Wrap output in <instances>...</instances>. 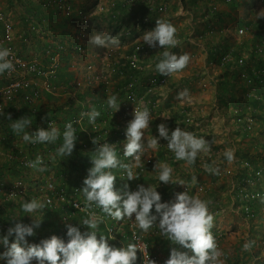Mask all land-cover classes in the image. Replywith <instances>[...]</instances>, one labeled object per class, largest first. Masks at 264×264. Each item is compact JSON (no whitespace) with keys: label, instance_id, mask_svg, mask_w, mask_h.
Here are the masks:
<instances>
[{"label":"rangeland","instance_id":"374dc122","mask_svg":"<svg viewBox=\"0 0 264 264\" xmlns=\"http://www.w3.org/2000/svg\"><path fill=\"white\" fill-rule=\"evenodd\" d=\"M62 1L68 2L69 5L74 9V13L72 16H64V14L56 12L59 10L56 8V5H55L56 2H54V0H0V5L3 6V9L1 10L3 14L0 13L1 14L0 16L3 17V21L4 20L8 21L7 20L8 19V16H7L8 9L9 11L12 10L13 13H15L16 16L18 17H21V15H23V13L25 12L27 14H30L33 17V19L31 20L35 21L36 26H39L40 24L41 27L39 28L42 29V27L45 24L46 26L53 27V23H51V20L54 21L55 23V21L59 20L58 16H64L68 18L69 21H72V22L74 21L72 20L73 18L74 19L79 18L78 20L81 23L82 21L78 15V11L79 10L84 11V13H86V18H85L86 23L82 22L83 25H88L89 27L86 26L88 28L93 26L95 27L97 31H99V34H110L113 37H116L120 40L119 46H109L107 47V49H110V48L114 49L116 47H120L123 50H131L135 47L136 42L140 41L141 44L144 45L145 50L149 51L148 56L144 59V62L147 63V64L145 63V65L148 68H150L148 64L149 62L151 65V68H153V71L155 70V65L159 62L160 59H162V54L164 51H171L177 55H180V54L189 55V53H186V50L190 47L191 44L194 46L200 45L201 41L207 40L206 38L209 36V35H206L207 37L204 38L202 37L200 33L197 34V30L193 31L190 34L189 31L184 26L186 25L187 20H190L191 15L189 13H187V16L183 15V12H187L186 8L185 10L181 9V13H180V11L178 10L179 5L176 3V1H173V0H159L162 3L163 2L167 3L166 5L167 9L162 12L154 13L155 15H158L157 19L158 18L164 19L170 22L176 28L177 30L176 38L180 41V43L178 47L172 48V49H163L161 47L151 48L146 43L143 42L144 33L146 31L152 30L156 26V21H153V23L152 22L145 23L142 21V18L144 17L138 20L135 18L137 14H141L140 16L144 14V11L141 10L142 12H140L141 4L138 3L139 0H119V2L123 1V5L124 4L125 5L121 7H119L120 4L117 5L116 10L118 11L119 14H117L118 20L116 21L111 20L106 13H103L100 10L99 5H98V2H99L98 0H95L93 3L89 5L88 4L82 5L81 7L75 6L73 4V0H62ZM187 1L189 4L191 3L195 4L196 7L200 11L203 9V6L201 4H196L195 0H187ZM259 1L261 3V0ZM219 2L223 3L220 0H218V4ZM248 2H249L248 0H234L233 2L234 6L231 8L233 12L237 15L241 14V15L246 16V14H248L249 12L252 14L251 16L253 17L255 14H258L257 12L261 10L259 9L260 5L257 4L258 0H251L252 3H249V4ZM263 2L264 0H262L261 4H263ZM126 4H128V7L124 8ZM52 8H55V9L53 10ZM190 9L194 10L192 8ZM196 12H199V11H196ZM121 13H123L124 16L120 15ZM150 16L152 17L153 14H151ZM208 16H209L208 14L205 15V18H207ZM235 17L238 18V16H235ZM247 18H248V15H247ZM10 20L13 21L12 19ZM261 21H264V20H262V18H259V19L257 18V20H255V22H259V23ZM199 23L200 22H198V24ZM0 28H2L1 22H0ZM59 30H62V26H59ZM126 30H127V33H126ZM208 30H210L211 32ZM129 31L130 33H128ZM215 31L218 32V30H216L214 26L213 27L211 26L210 29L207 28L208 34H212V32L215 33ZM250 34H252V32L249 33L247 36H249ZM45 36H46L45 37L46 39L45 38L44 39L48 41V43L45 44L47 45V49L55 51L56 48H59V47H55L56 46L55 43L50 42V40L55 42V40L58 39L57 36H53V34H45ZM246 37L242 36L239 38L242 42H244ZM22 39H19V41H22ZM32 39H34V37H28V40H32ZM39 40H40V43L42 44L43 39L39 38ZM59 40L60 39H58L57 41ZM213 43H214L213 46L217 47L218 54H221L222 50L220 48L221 47L220 38H215ZM240 44L241 43H239V45ZM47 55H49V53H47ZM262 56H264V53L262 54ZM209 62H207L205 66L207 68H210L209 70H212L211 68H213L214 65L217 68L226 67V64L223 62L222 58H217V59L213 58L211 60V63H213L214 65L209 64ZM227 68H229V70L225 72V75L227 78H229L230 77L229 74L234 70L235 65L231 67H227ZM202 75L203 74H201L200 76ZM225 75L219 76V77L225 79ZM235 77L236 79L234 80L233 84L237 85L238 88L234 87L233 89L236 92V95L239 94V96H245L243 95V93L245 92L246 89H249L248 85L246 84L245 80L243 81L240 75H237V76L235 75ZM172 78L173 77H171V80H169L167 84L163 87V90L167 94V98L164 99L162 103H160L158 110H161V112H167L168 114H170L171 118L178 120L182 117L181 111L186 109L185 104H184L186 98H190L192 96V91H194L195 88L194 90L193 88H188L185 80H182L179 82L178 80H175L173 82ZM205 79L207 78L205 77ZM116 81H120V79L113 78L114 83L111 82L109 86V90L112 92L114 91V87L115 88L117 87ZM223 81L219 82L216 80H209V84H208L209 88L204 91L202 90L200 92L203 95L200 99L204 100V103L201 104L202 107L198 108L197 106L195 107L194 105L195 110H197L195 113L186 110L191 115L192 120H193V123L190 126L189 132L193 133L198 138L205 136V138L210 141V153L207 155L201 154L200 156H198L196 162L193 165H188L186 161H177L175 159L174 153L171 152L167 147V144H166L167 140L159 137V133L156 132V128L153 126L149 131L148 129L145 131V136H144V141H143V144H144L143 155L155 159L154 163L150 165L149 167H147V168H152L149 170L150 171L149 176L151 180L146 181V183H141V184H143L145 187L151 185L153 187H156L158 191L161 190L160 192L161 197H162L161 200H163V202H165V199L167 198L166 195L172 198V200H175L176 199L175 192H177L178 188L182 187V185L172 184V183L164 184L163 182L159 181L158 172L154 171V167L157 162L168 164L173 169V173H172L173 180H184L186 183H190V185L193 186L189 195L198 196L202 200L210 201L209 212L214 216V222L217 223L215 221L216 220L215 217L221 218L220 220L221 225L219 226L214 225L213 228L211 229L212 233L216 234L218 232V234H220V238H219L220 246L218 247V249L222 253L220 257L221 264H264V202H260L255 205L256 207L255 213L257 215L254 218L249 219L244 214V211H242L243 210L242 201L240 200V196H238L240 192V188L243 187V184H242L243 179L241 178L242 177L241 175L243 174L242 172L243 168L246 167L244 163L246 161V158L249 157L247 158L249 160L250 158H255V157L264 158V127H263V124L260 123L261 118L260 119L258 118L260 122H257L258 125H256L254 130H251V131L245 130L242 126V123L244 121L241 119L239 121V119L235 117L236 116V113H235L236 110L234 109V107H236V105L234 104L235 101L231 103L230 102L224 103V102H221L220 99L215 100V93L218 88L219 89L222 88L224 84ZM172 89L175 91L174 93H176V99L173 96L174 94H173ZM185 89L188 90L189 95L181 100H178L177 94ZM95 90H97L100 94L103 91L102 84L95 86ZM260 92L261 90L258 89L256 94H260ZM68 94L69 96H72L71 95L72 92H68ZM88 94H90L89 90H88ZM171 95H172V98H171ZM207 95H209V97H207ZM172 99L175 100L174 103H172ZM14 102L12 104L6 103L4 105L3 109L0 112H3L5 116L0 117V122H7L5 121V119L7 118L8 114L13 115L12 117L13 120H17L21 117H24L22 116V114L24 113L22 112L23 104L21 102H18L17 99ZM186 102H190V101H186ZM72 103L73 105H70V107L74 108L76 101ZM173 104H175L176 106L173 107ZM245 104L247 105L248 103H245ZM35 106L37 107V103L35 104ZM45 108H46L45 105L42 106L41 108L42 116L45 113H48V114L50 113L49 110L48 109L45 110ZM51 108H52L51 109L52 111L54 107H51ZM65 110H67V108L62 109V111H65ZM158 110H156L155 112V117L159 116L158 114H156ZM246 110L249 111L250 113L255 112V110L257 111V113H261L262 111H264V107L263 106L256 107L254 105L248 104L246 106ZM30 118L33 123L27 129V131L35 132L34 128L36 126V119L34 121L32 117ZM157 121L161 122V119L158 118ZM9 122L13 123L12 120H10ZM236 127H237V130H235ZM184 130H186V128ZM4 133L5 135L7 134L8 136H10L12 145L6 144L4 142L5 140L1 138L0 160L4 162L6 161V159L10 158V160L12 161V159H14V156H17L16 159H14L15 160L14 163H16L18 162L17 160L21 161V158H30L32 160H35L37 156H42V157L44 156L45 158L48 159V161L46 160L48 171L40 172L38 170L30 169L29 172L33 175L35 174V176L37 177L43 176L44 180L52 179L54 182H56V184L63 185L64 189L70 190L69 198H72L74 188L77 185L75 183H72V186H70L68 183V182L71 183V181H69L68 178L73 176L72 170L70 169V165H67V166L64 165V167L66 168L65 170L66 173L61 174L59 173V170L61 169L58 166L59 162L56 161L58 160L57 156L54 159L52 158V157H55V154H54L55 152L52 154L50 152L47 153V149L44 150L43 148L44 151L42 152L37 151L38 153H36L35 149H38V148L32 147L31 143L29 142L23 141L22 134L16 135L14 132L6 133L3 130V127L0 125V135L3 134L4 136ZM154 137L158 138V142H159L155 150L148 148V145H147V141ZM259 144L260 145L263 144V146H260ZM257 145H258V148H255V146ZM231 148L237 149L238 152L235 153L234 155L235 156L234 163L228 164V162L224 158V153L227 150H232V151L234 150ZM160 154L162 155L160 156ZM242 157H245V158H242ZM213 161H215L214 166L220 169L219 175L211 174L205 171V166L212 165ZM3 162H1V164ZM256 165L260 166V164H256ZM261 166L264 167V165H261ZM17 168H20V167H17ZM44 173H45V176H44ZM2 174H4V177L6 176V179L4 180L5 181L7 180V182L5 181H4L5 183L1 182L3 186L0 185V191H6V189L9 188L12 184H15L16 182L20 180H22V182H24L25 185L28 187L24 179V173L22 171H18V170L16 171L15 169H9V167L4 166L3 164L0 167V175L2 176ZM193 175L197 177V182L195 184L192 183ZM27 182L30 184L29 187L31 189L29 191V188H27L28 196L32 195V197L38 198L39 200H41L38 195L33 196V194L41 193L40 191L41 186L39 185L38 187V184L31 185V181H28V180ZM236 182L238 183L236 184ZM42 183H45V182H42ZM138 183L136 186L137 188H138ZM248 188L251 189V186H248ZM235 191H237L238 194ZM231 192L233 194L235 193V197L239 198V202H240V203L236 202V204L232 206V209L230 208L231 200L227 201ZM12 199L13 198H11V200ZM16 199L18 201L19 198H14L13 200H16ZM83 199L86 200V197L84 196ZM43 200H44V197H43ZM7 207L9 210L11 209L14 211L15 209H19V203L13 202L11 203V205L7 204ZM94 209H95L96 214L98 213V211L101 210L97 206L94 207ZM216 209L220 211L219 212L217 211L218 212L217 213L215 212ZM37 212L40 213V211H37ZM60 212H57V213H60ZM17 214H18V222H22V220L27 219L28 216L30 215L28 213L23 212L22 208L19 209ZM34 214L35 213H32V215ZM60 214L62 217L60 216L59 218H63V219L68 218V214L66 213H63V214L60 213ZM153 215H156V214H153ZM79 216L80 217L76 219V222L84 220L82 218L83 217L82 215H79ZM100 216L103 217V221L98 226V230H97L98 239L101 235H104L108 238V243L110 245L118 247V248H123V247H126L128 244H130L128 243L125 235H123V232L124 234H126L128 231V229L125 228V225L118 226L117 230L118 232H120V235H119L120 238L114 237L113 239L110 237L108 233L111 225L113 224V221L111 220L109 221V219L106 217L105 214H103V212H100ZM68 220L69 219H66V221ZM134 221H135V216H134ZM10 222L11 221L9 217L0 213V228L1 230H3V232L0 234V238H2L4 235L7 234L8 228L11 227ZM46 223H47L46 219L41 220L40 227L35 229L36 234L39 233L40 229L44 227L42 225H46ZM59 229L60 227L57 228L56 233L59 232ZM48 230L49 228H47L46 232H48ZM143 233L148 238L150 248L152 249L153 253L157 254V257L159 258V261L161 262V264H164V262L170 257L169 252H171V247H172L171 242L168 240L167 237L162 235V233L159 230V227L152 226L148 230V232H143ZM64 235L67 238L66 233H64ZM14 237H15L14 235L9 237L7 245H5L2 239H0V255H2L4 252L8 250L11 243L15 242ZM36 241L40 242L39 239L33 236V238L32 237L29 238L28 245L34 244V242L37 244ZM248 241L253 242V246L250 251H244L243 245L245 242H248ZM22 246L26 247V245H22ZM183 251H187L191 253V251L188 249H184ZM138 256L139 255L137 252V260L135 261V264L139 260ZM33 262L35 263V261Z\"/></svg>","mask_w":264,"mask_h":264},{"label":"clouds","instance_id":"9594fccd","mask_svg":"<svg viewBox=\"0 0 264 264\" xmlns=\"http://www.w3.org/2000/svg\"><path fill=\"white\" fill-rule=\"evenodd\" d=\"M257 13L258 19L264 18V9ZM176 31L170 22L157 19L154 29L144 33L143 42L151 48H176L180 43L176 38ZM90 43L107 48L119 46L120 40L110 34L94 33L90 38ZM10 56V49L0 48V74L14 70V63L9 58ZM189 61L188 54L177 55L171 51H164L162 59L155 65V70L160 75L169 77L182 71ZM188 95V90L185 89L177 94V99L181 100ZM107 104L115 112L119 111L121 105L115 95L107 97ZM81 115H86L89 123L94 124L101 113L93 107L90 112ZM4 116V113L0 112V117ZM7 119L13 121L10 125L12 131L16 135L22 134V139L25 142L55 144L61 137L60 130L52 124L48 129L39 128L35 132H29L27 129L33 123L30 117L24 116L13 120L11 114H8ZM150 121L149 109L136 107L134 118L128 123L126 129L127 142L124 145V157L134 158L136 164H139L140 153L144 151L143 141ZM256 122H260L258 118H256ZM177 123L179 124V122ZM158 132L159 137L168 141L167 147L174 153L177 161H186L188 165H193L198 156L210 153L209 140L203 137L198 138L179 126L169 134L167 125L161 123L158 125ZM76 133L77 129L74 124L67 122L62 133V144L56 149L57 156L64 158L72 154L78 139ZM92 142L97 145L95 155L92 156L93 167L89 169V175L83 182L82 190L89 207L95 204L103 213L118 221H123L125 217L131 220L135 215V226L143 232H148L156 224L157 215L152 214L153 207H155V212L159 214V230L172 245L170 257L164 264H221L222 253L218 249L211 231L214 226V216L209 212L210 201L189 195L185 191L177 193L173 203H162L161 193L157 191L156 187L151 185L145 187L143 184H138V188L136 187L139 176L134 173V165L122 163L112 144L101 143L97 137L93 138ZM158 144L156 137L147 141L148 148L153 150L157 148ZM224 158L228 164H232L235 159L234 152L227 150L224 153ZM43 164V158L37 156L35 160L28 161L26 166L43 172L46 171ZM214 165L215 161L212 165H206L205 171L219 175L220 169ZM117 167L126 170L128 180L137 179L133 184L136 191L125 189L121 181L117 182L119 189L116 190V176L111 170ZM154 171L158 172V179L164 184L186 185L184 180H173V169L166 163L157 162ZM196 182L197 177L193 175L192 183ZM45 208L46 203L35 198L22 204L23 212L30 215ZM32 216L34 217L32 224L17 222L14 227L8 228L6 235L0 238L7 245L9 237L15 236V242L11 243L8 250L0 255V260H6L7 264H33V261L36 264H135L137 250L144 252L143 249L131 243L123 248L112 246L104 235L98 239L97 230L103 217L97 216L95 212H90L88 218L81 222L88 227V231L81 232L79 227L72 224L66 225L67 242L53 235L49 239L41 240L39 244L28 245L27 238L36 235L35 229L40 227L42 220L37 216ZM22 245H26V247ZM252 246L253 242H245L243 250L250 251ZM181 248L190 250L192 255H189L187 251H181ZM144 264H157V262L149 259V256H146L144 252Z\"/></svg>","mask_w":264,"mask_h":264},{"label":"built area","instance_id":"2783aa9c","mask_svg":"<svg viewBox=\"0 0 264 264\" xmlns=\"http://www.w3.org/2000/svg\"><path fill=\"white\" fill-rule=\"evenodd\" d=\"M98 1L99 8L103 13H108L112 9L113 16H117L118 11L116 10V5L118 4L119 0ZM205 1L210 3L212 10L215 11L218 9V0ZM220 1L225 4H231L234 2V0ZM54 2H56V8L59 10L56 12L64 14V16L73 15L74 9L69 5L68 2L62 0H54ZM166 9V4L162 3L157 6L156 11L162 12ZM152 10L153 9H151V11ZM78 15L81 18V21L86 23V13L79 10ZM0 20L2 22L0 48H8L11 50V56L9 58L14 63V70L11 72L6 71L4 73L6 80L3 83H0V111L3 109L6 103H13L18 98L20 93L23 96V101L28 103L31 106V109H33L37 115L39 109L35 106V104L40 99H42L45 92H55V82L58 77V72L60 71V55L57 53V50H50V61L48 65L42 64L37 60L26 59L22 57L15 48L13 24L6 20L3 21L2 16H0ZM146 20L151 21L149 17H146ZM251 31H253V29L248 25H243L238 28V34L240 36H247L249 33H251ZM128 33H130V31ZM255 43L257 44V50L260 53H263L264 21L261 28L259 29L258 40H256ZM78 50L82 51L80 47ZM148 53L149 51L145 50L144 45H142L140 41L136 42L135 47L131 50H123L120 47H116L114 49H106L101 53L98 52L96 58L99 62V65L97 61H95L96 63L85 65L81 72L82 81L75 82L77 88L82 86L87 87V89L90 91V94L88 95L90 96V100L86 103H83L79 108L75 107L74 105V108L77 109V113L71 121H67L72 122L73 124H78L76 125L78 126V130L82 131L81 136L79 137L87 138L86 140H83L85 142L80 140V143L84 149H93L97 147V145L92 142L93 138L95 137H97L101 143L107 142L112 144V146L117 149V155L121 162L134 165V173L138 176L146 173L147 169H149L147 167L152 165L155 159L144 156L143 152L140 153L141 160L139 164H136L134 158L124 157V145L127 142L126 129L128 123L134 118V111L136 107L140 109L147 107L149 109L151 113L150 124L153 122V120L158 122L157 119H161V122H158V124L153 122V126L156 128L157 133H159L158 125L161 123H165L167 125L169 134H171V132L174 131L177 126L181 127L182 129L186 128V131H189L190 126L193 123L191 115L186 110L181 111L182 117L178 120L171 118L170 114L168 113H156L159 116L155 117V112L158 110L160 103H162L167 97L163 87L169 80H171L172 75L167 77L159 75L158 73L149 72L144 62V59L148 56ZM222 59L225 64L231 61L237 62L234 69L240 68L242 70L241 77L244 78L247 85L253 82V78L249 73L246 72L244 68L246 57L242 56L239 58H234L232 54H226L222 57ZM139 70L145 72L146 74L152 75L150 82L148 83L149 87L147 86V90L144 93L143 91H140L139 86H137L138 80L135 78V76L138 75ZM257 73L259 74L258 71ZM113 78L128 80L124 84L122 83L120 85L119 81H116L117 87L112 92L109 90V86L111 82L114 83ZM99 84H102L103 86V91L100 94L97 90H95V86ZM251 91L264 106V96L262 97L261 95L256 94V87H253ZM111 92L112 94L116 92L118 95V103H121L119 111L115 112L114 109L108 107L107 97L109 94H111ZM93 107L101 113L94 124L89 123L88 117L86 115H81L82 113L90 112ZM164 116H168L170 118H166ZM112 120H115L114 123H118V125H115ZM247 121L248 124L246 130H254L257 125L256 118L250 117L247 118ZM177 122H179V124ZM261 122L264 125V118L261 120ZM51 124L54 126L55 120H46L45 118H42L36 122V126L38 128L44 129H46L45 127H49ZM113 128L114 131H112ZM111 140L113 141L111 142ZM167 143L168 141H166V144ZM32 145L36 146L37 144ZM42 158L44 161V157ZM30 160L32 159L21 158L20 162L23 164L24 168L31 169L26 166L27 162ZM244 163L245 166L249 167L252 171L254 170V174L249 179L246 180L245 178L242 181L244 182L246 180V183H242L243 187L240 188L239 196L240 200L242 201V211H244V214L249 219H252L256 216L254 211L255 205L257 203L264 202V167L257 165L258 169L256 170V166L253 167L249 160H246ZM111 171L116 176L115 188L117 191L119 189L117 185L118 181H121L125 189L129 188L130 191H136L133 184H135L137 179L128 180L126 170L117 167ZM248 186H251V189H249ZM45 187L47 191L43 195L44 202L54 210L65 212L68 214V218L75 217L78 211L85 212L87 216L90 212H95L94 207H96V205L92 204L89 207L86 200L83 199L84 194L82 190L84 183L79 184L74 188L72 198H69V193L65 192L63 186L56 184V182H54L52 179H47ZM192 188L193 186H191L190 183H186V185L178 188L175 194L185 191H187L189 194ZM25 189V183L20 180L9 187L7 196L5 194V197L6 199L17 198V194L22 193ZM49 201L50 203H48ZM174 201L175 200L170 199L169 204L173 203ZM161 202L168 203L166 201L163 202V200H161ZM76 205H78V207H76ZM69 206H71L74 211L71 210ZM152 214L157 215L156 224L153 226L158 227L159 214L155 212V207H153ZM97 215L100 216L99 211ZM134 216L135 215H133V219L131 220L125 217L123 221H118L111 218L110 216H106L109 221L115 220L108 232L110 237L113 239L114 237L120 238V232L117 230L118 226L125 225V228L128 229L126 233L127 236L124 234V232L123 235H125L127 238L128 243L137 245L144 250L145 255L149 256V259L155 260L157 264H161L157 254H154L150 248L149 240L146 235L142 230L135 226ZM213 235L215 237L217 246L219 247L220 234L217 232L216 234L213 233ZM181 250L183 251L184 248H181ZM137 252L139 255V260L136 262V264H144V252L139 249ZM188 253L189 255H192V253Z\"/></svg>","mask_w":264,"mask_h":264},{"label":"crops","instance_id":"0c3cea01","mask_svg":"<svg viewBox=\"0 0 264 264\" xmlns=\"http://www.w3.org/2000/svg\"><path fill=\"white\" fill-rule=\"evenodd\" d=\"M94 1L95 0H73V4L77 7H81L82 5H86V4L89 5V4L93 3ZM173 1H176V3L179 5L178 10L180 11V13H181V9L185 10V8H186L187 12H183V15L187 16V13H189L191 15L190 20H187L186 25L184 24L185 25L184 27L189 31L190 34L193 31L197 30V34L200 33L202 35V37H204V38L207 37L206 35H209L208 36L209 38L207 37L206 38L207 40L201 41L200 45H197V46H194L192 44L190 45V47L186 50V53H189V56H190V61H189L188 65L182 71L172 74L173 82L175 80H178V82L185 80L188 88H193V90L195 88V90L192 91V96L190 98H186V100L184 102L185 108H186L184 110H188L190 112L195 113L197 111V110H195V107L197 106L198 108H201L202 107L201 104L204 103V100L200 99L203 96L200 92L202 90L204 91V90L209 88L208 87L209 80H216L219 82H222L223 80L225 82L230 81V85H233L234 80L236 79L235 75L236 76L239 75L238 72L236 74V70H233L229 74L230 77L228 76L230 79L227 78L225 75V72H227L229 70V68H227L228 66L226 65L225 68H217L213 63H211V60L213 58L217 59L224 52L228 53L229 51H235L237 53L240 52L242 54L244 53L249 57V54L251 53L250 49H251V46L253 43L252 37L255 39V36H257V37L259 36L258 35L259 28H260L261 23H263V21H261L260 23L255 22V20H257V18H258V14H255L253 17L251 16L252 14L249 12H248V14H246V16L241 15V14H239V15L235 14L231 8L234 6L233 3L224 4V3L219 2L218 9L214 11V10H212L209 2H207L205 0H195L196 4H201L203 6V9L200 11L196 7L195 4H193V3L189 4L187 0H173ZM248 1H249L248 4L252 3L251 0H248ZM138 3L141 4L140 12L144 11V14L142 16H140L141 14H137L136 16L134 15L137 20L142 18V17H144V18H142V21L145 23H148V22L153 23V21L157 20L158 15H155L154 13H156V12L158 13V11H156V9H157V6L162 4L161 1H159V0H139ZM163 3L167 5L166 2H163ZM261 3H262V0H261ZM261 3L258 0L257 4L260 5L259 9L262 10V9H264V2H263V4H261ZM119 4H120L119 7L125 5V4L123 5V1L118 2L117 5H119ZM128 4H126V6L124 8H127ZM4 8H5V6H4ZM190 8H192L194 10H191ZM2 9H3V6L0 5V13L3 14V12H1ZM151 9H153V10L151 11ZM196 11H199V12H196ZM126 14H127V12H126ZM151 14H153L152 17L150 16ZM207 14L209 15L208 17H210V18H208V17L205 18V15H207ZM120 15H123V13H121ZM120 15H119V17H120ZM247 15H248V18H247ZM7 16H8L7 20L12 22L13 26H14L15 48L17 49L18 53L21 54L22 57H24L26 59L37 60L38 62H40L42 64L48 65L50 58H49V55H47V53H50V50L47 49V45H45L48 43V41L45 40L46 39L45 34H53V36H57L58 39H60L59 41H57L58 39H56L55 42L50 40V42L55 43V45H56L55 47H59L56 50H57V53H59V55H60V71L58 72V77H57L56 82H55V84H56L55 92L54 93H46L45 92L43 94L42 99H40L37 102V107L40 110V112L42 111L41 108L44 105L46 107L45 108V110H46L53 105L54 106H57V105L61 106V105L65 104L66 102H69V101H70V103H68V105H71L72 102L76 101L75 107L79 108V107H81V105L83 103L88 102L90 100V96H88L89 94H88L87 87L82 86L80 88H77V85L75 82L76 81H79V82L82 81L81 72H82L84 66L87 64H90V63H96L95 61H97V58H96L97 53L98 52L101 53L107 49L104 47H98V46L90 43L91 36L94 33L99 34V31H97L95 29V27H93V26L88 28L89 27L88 25H83L76 18L75 19L73 18L72 20H74V21L72 22V21H69V19L64 17V16H58L59 20L55 21V23H54V21L51 20V23H53V27L46 26V24H45L42 27V29L39 28V27H41V25L39 24V26H36L35 21L31 20V19H33V17L30 14H27L25 12L23 13V15H21V17H18V16H16L15 13H13L12 10L9 11V9H8V15ZM235 16H238V18H236ZM146 17H149L151 21H147ZM124 18H126V17H124ZM10 19H12L13 21H11ZM158 19H160V18H158ZM262 20H264V18H262ZM190 21H191V23H190ZM0 22H1V20H0ZM124 22H125V20H124ZM198 22H200V23L198 24ZM1 24H2V22H1ZM241 25L242 26L248 25L254 29L253 31H251L252 34H250L247 37L245 36L246 38H245L244 42H242L240 40L239 37H242V36H240L238 34V28L241 27ZM59 26H62V30H59ZM86 26H88V27H86ZM211 26L212 27L214 26V28L216 30H218V32L215 31V33L212 32V34H208L207 28L210 29ZM54 27H55V29H54ZM0 29H1L0 30V37H1L2 28H0ZM208 31H210V30H208ZM126 33H127V30H126ZM28 37H34V39L28 40ZM39 38L43 39L42 44L40 43ZM128 38H130V37H128ZM215 38H220V43H221L220 48L222 50V54H218L217 47L213 46V44H214L213 42H214ZM19 39H22V41H19ZM239 43H241V44L239 45ZM79 47L82 49V51L78 50ZM247 61L249 63V60H247ZM207 62H209V64H211V65H214V67L211 66V67H213V68H211L212 70H209L210 68L205 67ZM148 64L150 66V68L147 67L149 72L158 73L156 70L153 71V68H151V65L149 62H148ZM98 65H99V62H98ZM249 66H251V64ZM203 67H205V68H203ZM201 74H203V75L200 76ZM223 75H225V79L219 77V76H223ZM205 77L208 80L205 79ZM236 88H238L237 85H236ZM114 89H115V87H114ZM172 90H171V92H172ZM68 92H72V94H71L72 96H69ZM174 92L175 91L173 90V94H174L173 96L176 99V93H174ZM220 93H221V90L218 88L216 93H215V100L220 99ZM81 94H82V96H81ZM111 95L118 96L116 92H115V94H109V96H111ZM207 97H209V95H207ZM171 98H172V95H171ZM17 100H18V102H21L23 104V102H22L23 98H22V95L20 93H19ZM170 101H171V99H170ZM174 101L175 100L172 99V103H174ZM186 101H190V102H186ZM194 105H195V107H194ZM174 106H176V105L173 104V107ZM234 109L236 110L235 107H234ZM157 113L160 114V113H167V112H161V110H158ZM235 113H237V112L235 111ZM47 115L48 114L45 113L43 116L41 115L40 117L47 119L49 117ZM237 116H235V117H237ZM34 119H35V117H34ZM237 119H239V121H240V118L237 117ZM153 122H156V120H153ZM153 122H151V124L148 128V131L153 127ZM243 128L245 129L244 126H243ZM235 130H237V127L235 128ZM203 138H205V136H203ZM260 146H263V144ZM255 148H258V145L255 146ZM231 149H234V148H231ZM233 152L235 155V153H237L238 151H237V149H234ZM161 155L162 154H160V156ZM245 157H247V156H245ZM245 157H242V158H245ZM247 158H249V157H247ZM247 158H246V160H249ZM250 159L251 160H249V161L254 162L255 164L264 165V158L255 157V158H250ZM1 162H3V161L0 160V167L3 164H4V166H6V164H11L12 161L9 158V159H6V161H4L2 164H1ZM150 169H152V168H149L146 171V173L139 176L138 182H140V183H138V184L146 183V181L151 180V178L149 176L150 175V171H149ZM44 176H45V173H44ZM24 177H25L24 179L28 185V187L26 186V190L23 191V193H25L24 196L28 197L27 188H29V191L31 190L29 187L30 184L27 182V180H28V181H31V185H37L38 184V187H39V185L41 186V193L40 194H37V193L33 194V196L38 195L41 200H39L38 198H35V199H37L40 202H44L43 195L46 193V190L43 189V187L46 185L47 179L44 180L43 176L37 177V176H35V174L34 175L30 174L28 176L26 175ZM241 178L243 179L244 177H241ZM4 179H6V176L4 177V174H2V176L0 175V182H4L5 181ZM5 182H7V180ZM42 182H45V183H42ZM237 183L238 182H236V184ZM158 192H161V190ZM235 192L237 193V191H235ZM238 196H239V194H238ZM26 197L23 198L22 200L19 198L18 201H17V199L13 200V201L12 200L8 201V200H6L5 193L4 192H3V194L0 193V211L5 210L3 212V215H5V216H6V214L8 215L9 211H12V210L8 209L7 204L11 205V203H13V202H16V203L18 202L19 203V209H21L22 204L26 200ZM29 197L34 198V197H32V195ZM166 197L167 198L165 199V201L169 203V200L172 198H170L168 195H166ZM230 200H231L230 208L232 209V206L234 204H236V202H239V198H236L235 193L233 194L231 192L227 201H230ZM26 202H29V201H26ZM19 209H15L14 212L17 214ZM47 209L48 208L46 205L45 209L38 210V211H40V213L35 212V214H34V216L40 217V219H46V222H47L46 225H42L44 227L41 228L39 233H37L35 235V238L39 239L40 241L43 239H49L53 236L52 233L54 231L56 236H58L61 239H64L62 236H64V233H66V235H67L66 225L75 223V220L70 217V218H67L69 220L66 221L65 218L64 219L59 218L61 216L60 213L63 214L65 212H60V211H57L54 209H51L48 211ZM217 211L219 212L220 210L216 209L215 212H217ZM57 212H60V213H57ZM105 215H107V214H105ZM29 216L27 218L28 220L24 219V220H22V223L31 224L33 222L34 217L32 215H29ZM215 218H216L215 221L218 224L214 222V225L215 226L221 225V223H220L221 218H217V217H215ZM59 227H60L59 232H57V234H56V230ZM47 228H49L48 232H46ZM1 232H3V231H1ZM41 233H44V234L50 233V234L48 236H42ZM31 237L33 238V236H30L27 238V240H29V238H31ZM64 240H65V242H67V239H64ZM39 243L40 242H37V244H39ZM34 244H36V243L34 242ZM0 264H7V261L6 260H0ZM33 264H36V262Z\"/></svg>","mask_w":264,"mask_h":264},{"label":"trees","instance_id":"16d2710c","mask_svg":"<svg viewBox=\"0 0 264 264\" xmlns=\"http://www.w3.org/2000/svg\"><path fill=\"white\" fill-rule=\"evenodd\" d=\"M117 6V5H116ZM53 10L55 8H52ZM52 10V11H53ZM55 14V12H54ZM109 18L113 21H116L118 20V16H113V13H112V9L106 13ZM79 19V18H78ZM82 23V22H81ZM262 26V23L260 25V28ZM259 28V29H260ZM259 35V33H258ZM259 37V36H258ZM258 37L255 36V39L252 37V40H253V43H252V46H251V53L249 54V57L246 55V54H242L240 52H235V51H229L228 53L227 52H224L222 55L219 56V58H222L224 55L226 54H232V56L234 58H239V57H246V62L244 64V68L246 70L247 73L250 74V76L253 78V82L251 84L248 85V88L249 89H246L245 92L243 93V95L245 96H239L236 95V92L234 91V87L236 88V85L233 84V85H230V81H223L224 84L222 86V88H220L221 90V93H220V100L221 102H234V104L236 105V116L238 118H240L241 120H243L244 122L242 123V126L245 127V130L247 128V118H250V117H253V118H261L263 119L264 118V111H262L261 113H257V111L255 110V112H252L250 113L249 111L246 110V106L248 104H251V105H254L256 107H260V106H263L261 103H260V100L258 98L255 97V95H253L251 89L253 87H256V92L258 91V89L261 90L260 94H257V95H261L262 97L264 96V59L262 56V54L264 53H260L258 50H257V44L255 43L256 40H258ZM231 52V53H230ZM259 57V59H258ZM249 60V63L248 61ZM235 64H237V62H234V61H231V62H227L226 65L228 67H231V66H234ZM251 64V66H249ZM253 64V65H252ZM236 70V74L238 72V74L241 76V69L240 68H237V69H234ZM257 71L259 72V74L257 73ZM132 73V72H130ZM143 73V74H142ZM0 83H3L6 79L4 77V73L3 74H0ZM129 76V75H128ZM151 76L150 74H146L145 72H142L141 70H139V73L138 75L135 76V78L138 80L137 81V86H139V89L140 91H143V93L147 90V86L149 87V82H150V79H151ZM128 79L126 80H123L121 79L119 81V85L122 84V83H125ZM244 80V78H243ZM261 87V88H260ZM124 93V92H123ZM82 96V94H81ZM23 98V96H22ZM242 98V99H241ZM234 99V100H233ZM23 102V106H22V112H24L22 114V116H28V117H32L33 120L35 121L36 119V122L38 120H41L43 117H40L41 116V113L42 111L40 112V110H38L39 112L35 113V111H33V109H31L30 105L28 103H25L24 101ZM69 102H66L65 104L63 105H57V106H51V107H54V109L51 111V107L48 108L49 110V114L47 116H49L46 120H55V124L54 126L57 127L60 132H61V137L60 139L57 140V142L55 144H47V143H44V144H37L36 146H33L31 144L32 147H35V148H38V149H35V152L38 153L37 151H44L47 149V153L50 152L51 154L54 153L55 154V158H56V149L62 144V133L65 129V125H66V122L67 121H71L73 119V117L76 115L77 113V109L75 108H71L70 105H68ZM245 103H248L247 105ZM71 105H73V103H71ZM264 107V106H263ZM64 108H67V110L65 111H62V109ZM44 112V111H43ZM26 114V115H25ZM255 116V117H254ZM11 117H13V115H11ZM35 117V119H34ZM40 117V118H39ZM5 121L7 122H0V125L3 127V130L6 132V133H11L13 132L10 125L12 124L11 122H9L10 120H8L7 118L5 119ZM113 123L115 122V120H112ZM115 124V123H114ZM78 124H74V127H76L77 129V137L78 139L76 140L75 142V148L72 152V154L70 156H67V157H60V156H57L58 161V166L59 168H61L59 170V173L61 174H65L66 173V168L64 167V165H70V169L72 170V174L73 176L69 177V185L72 186V183H75L76 185H79V184H83L84 180L87 178V176L89 175V169L93 167V161H92V156L95 155V149L96 148H93V149H84L82 147V144L80 143V140H86L87 138H80L79 136H81V133L82 131L78 130V126H76ZM115 125H118V123H116ZM114 126V125H113ZM46 129H48L49 127H45ZM35 131H37L39 128L37 126H35ZM112 131H114V128L112 129ZM80 134V135H79ZM1 138L3 140H5L4 142L6 144H11L12 145V142H11V139H10V136H8L7 134L5 135L4 133V136L3 134L1 135ZM1 141V139H0ZM113 140H111L112 142ZM85 142V141H83ZM39 146V147H38ZM44 148V150H43ZM116 152H117V149H116ZM17 156H14V159H16ZM44 157V156H43ZM14 159H12V163L11 164H6L7 167H9V169H15V170H18V171H22L24 173V176H28L30 175L31 173L29 172L30 169H26L24 168L23 164H21L20 160H17L18 162L14 163ZM44 161H45V164H43V166L45 165L46 167V171H48V168H47V161L48 159L44 157ZM47 160V161H46ZM251 160V159H250ZM250 163L253 165V166H256V170L258 169V166L254 163V162H251ZM17 167H20V168H17ZM243 174L241 175L243 178V180L246 178L249 179L253 174H254V170L252 171L249 167H244L243 168ZM76 175V176H75ZM74 177V179H73ZM25 178V177H24ZM67 179V180H68ZM242 180V181H243ZM246 180L242 183H246ZM47 181V180H46ZM2 183L0 182V185ZM2 186V185H1ZM63 186V185H61ZM259 186V185H258ZM257 186V187H258ZM64 187V186H63ZM66 187V186H65ZM67 188V187H66ZM43 189L46 190V187L44 186ZM9 188L6 189V191H8ZM6 191H0L1 193L5 192L6 196H7V192ZM41 191V190H40ZM47 191V190H46ZM65 192L69 193L70 190L69 189H65ZM25 194L24 193H20V194H17V198H20L21 200L23 198H25L26 196H24ZM33 198L31 197H26V201H31ZM6 200L8 201H11V198H7ZM13 201V199H12ZM47 205V204H46ZM71 208V210H73V208L71 206H69ZM47 210H51L52 208L50 206L47 205ZM50 208V209H49ZM256 210V207L254 209V211ZM5 211V210H4ZM4 211H0V213L3 214ZM74 211V210H73ZM102 212V210L99 211V213ZM105 214V213H103ZM79 215H82L83 219H86L88 218V216L85 214V212H81V211H78L77 212V215L75 217H73V219L75 220V223L72 224L73 226H76V227H79L81 232H84V231H88V227L86 225H83L81 222L82 221H77L76 222V219H78L80 216ZM7 217H9L10 219V225L11 227H14L15 226V223L18 222V214H16L13 210L12 211H9L8 215L6 214ZM85 217V218H84ZM113 223L115 222V220H112ZM79 223V224H78ZM1 230V229H0ZM3 231V230H1ZM0 231V234L2 233ZM50 233H41L42 236H48ZM53 235H55V232L53 231L52 233ZM57 234V233H56ZM127 236V234H126ZM64 239H67L65 237V235L63 236ZM34 263V262H33Z\"/></svg>","mask_w":264,"mask_h":264}]
</instances>
